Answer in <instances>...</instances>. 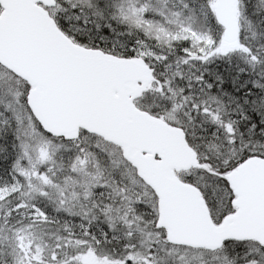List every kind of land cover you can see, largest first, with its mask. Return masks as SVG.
I'll return each instance as SVG.
<instances>
[{"label":"snow or ice","instance_id":"6c2138e0","mask_svg":"<svg viewBox=\"0 0 264 264\" xmlns=\"http://www.w3.org/2000/svg\"><path fill=\"white\" fill-rule=\"evenodd\" d=\"M0 264H264V0H0Z\"/></svg>","mask_w":264,"mask_h":264}]
</instances>
